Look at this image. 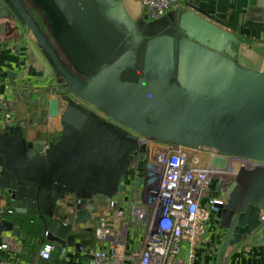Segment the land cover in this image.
I'll return each instance as SVG.
<instances>
[{
  "label": "water",
  "instance_id": "water-1",
  "mask_svg": "<svg viewBox=\"0 0 264 264\" xmlns=\"http://www.w3.org/2000/svg\"><path fill=\"white\" fill-rule=\"evenodd\" d=\"M141 15L139 0H0V21L28 30L34 47L24 46L60 87L37 121L59 134L52 146L26 139L30 119L0 131V191L16 219L39 220L61 248L125 194L130 156L146 151L135 135L264 165V46L190 10L151 22ZM164 151L151 147L149 157ZM261 211L264 167L241 168L215 214L224 233L219 264L242 241L264 247ZM1 231L18 233L4 219Z\"/></svg>",
  "mask_w": 264,
  "mask_h": 264
},
{
  "label": "built area",
  "instance_id": "built-area-1",
  "mask_svg": "<svg viewBox=\"0 0 264 264\" xmlns=\"http://www.w3.org/2000/svg\"><path fill=\"white\" fill-rule=\"evenodd\" d=\"M141 18L151 22L163 17L175 8L179 0H139ZM60 92V91H59ZM57 90L48 91L38 102L46 104ZM32 92L24 86L12 90L11 98L0 97V130L14 126L17 105L29 102ZM138 147L130 156V167L125 178L126 192L104 203V208L114 212L120 226L113 228L106 215L98 216L94 227L96 242L106 247L77 250L87 256V264H194L195 249L200 242L206 223L226 204L228 187L234 182L238 171L254 170L264 165L241 158L221 155L211 148L164 143L144 135H135ZM49 146L45 144V148ZM151 147L163 148L155 159H150ZM215 157L225 158L224 168H214L210 161ZM143 166L141 184L136 187L138 168ZM215 183V188L210 186ZM137 192L138 201H134ZM134 218L143 228L141 246L127 250L129 220ZM261 229L264 226V211L258 217ZM48 233H44V238ZM9 242L0 245L5 250ZM184 247V249H183ZM55 250L53 244H44L38 251L42 260H48ZM0 264H15L0 260Z\"/></svg>",
  "mask_w": 264,
  "mask_h": 264
},
{
  "label": "crops",
  "instance_id": "crops-1",
  "mask_svg": "<svg viewBox=\"0 0 264 264\" xmlns=\"http://www.w3.org/2000/svg\"><path fill=\"white\" fill-rule=\"evenodd\" d=\"M175 10H190L226 30L241 43L264 46V0H179L170 12ZM25 43L34 47L32 37L24 26L13 21L8 25L0 21V97L11 98L12 90L17 86L31 89L29 102L17 105L16 121L32 120L30 126L23 127L26 139L44 141L50 147L58 140L59 134L49 133L45 124L37 123L44 116L48 104L38 102L48 91L58 89L59 92L60 87L54 75L37 63ZM73 201L68 198L66 206L71 207ZM13 210L0 191V221L12 222L13 229L18 231L16 235L11 231L0 232V245L9 242L7 249L0 250V260L15 264H87V256L77 250L78 246L85 249L106 247V244L96 242L94 237L97 217L70 233L74 236L73 247L61 248L50 242L48 236L44 238L47 229L39 220L32 222L23 216V221H20L11 213ZM100 215H106L115 229L121 224L113 211L108 212L104 208ZM128 228L127 250H136L141 246L144 230L134 218L129 220ZM223 235L215 214L211 215L195 249L194 264H219ZM48 243L53 244L55 250L48 260H42L38 251ZM221 264H264V247L247 246L246 241H242L225 249Z\"/></svg>",
  "mask_w": 264,
  "mask_h": 264
},
{
  "label": "rangeland",
  "instance_id": "rangeland-1",
  "mask_svg": "<svg viewBox=\"0 0 264 264\" xmlns=\"http://www.w3.org/2000/svg\"><path fill=\"white\" fill-rule=\"evenodd\" d=\"M214 186H215V183H213V184L210 186V189L213 190V189L215 188ZM94 225H95V223H94Z\"/></svg>",
  "mask_w": 264,
  "mask_h": 264
}]
</instances>
